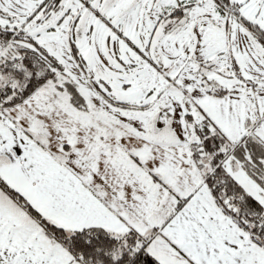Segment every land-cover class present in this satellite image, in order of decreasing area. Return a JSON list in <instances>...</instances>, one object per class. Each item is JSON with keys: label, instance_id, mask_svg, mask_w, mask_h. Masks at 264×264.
<instances>
[{"label": "snow or ice", "instance_id": "snow-or-ice-1", "mask_svg": "<svg viewBox=\"0 0 264 264\" xmlns=\"http://www.w3.org/2000/svg\"><path fill=\"white\" fill-rule=\"evenodd\" d=\"M0 264H264V0H0Z\"/></svg>", "mask_w": 264, "mask_h": 264}]
</instances>
